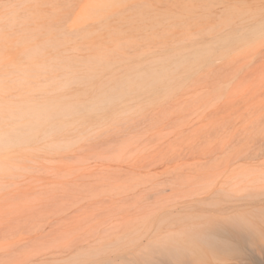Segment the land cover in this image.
Here are the masks:
<instances>
[{
  "label": "rangeland",
  "instance_id": "374dc122",
  "mask_svg": "<svg viewBox=\"0 0 264 264\" xmlns=\"http://www.w3.org/2000/svg\"><path fill=\"white\" fill-rule=\"evenodd\" d=\"M144 1L5 0L15 7L0 19V60L42 44L53 74L72 68L68 100L86 102L111 75L264 19V0H212L204 10L212 17L251 12L210 34L201 31L211 23L203 0H193L186 22L148 28ZM152 1L165 10L179 0ZM190 67L128 94L122 107L72 118L60 147L18 154L0 170V264L156 262L166 211L221 217L264 206V33ZM255 241L248 254L234 240L244 256L221 264H264V242Z\"/></svg>",
  "mask_w": 264,
  "mask_h": 264
},
{
  "label": "bare ground",
  "instance_id": "6f19581e",
  "mask_svg": "<svg viewBox=\"0 0 264 264\" xmlns=\"http://www.w3.org/2000/svg\"><path fill=\"white\" fill-rule=\"evenodd\" d=\"M159 1L160 0H157V2ZM192 1L193 0H179L178 5H176L175 8H168V9L163 10L157 5L158 3L155 4L154 1L152 0H145L144 3L142 4V7H143V14H142L143 19L142 20L145 21V25L148 28L150 27L157 28L161 26V28L163 29H169V28L175 27L176 25L181 24L182 22L183 23L186 22L185 19L187 17L185 18L184 13L191 11L193 8L197 6L194 4L190 5ZM212 3H213L212 0H203V4L201 5L203 6L202 17L206 19L208 22H211L210 25L203 27L201 31L204 30V31L209 32L210 34L213 33L220 26L232 25L235 20L234 19L235 17L241 18V15L243 17L244 14L251 12L250 10H247L248 12L246 13L243 12L244 14H242V11H239L238 9L232 10V8H228L225 15L218 14L216 17H212V12L207 11L206 13H204V10L211 9ZM260 7L261 6L259 5L254 6V8L249 6L252 12L261 10L262 7L261 8ZM263 33H264V19L254 23L249 28L243 25L241 28H239L238 32L228 31L226 35L224 36H221V35L218 36V34L215 33L214 35L217 36L216 39H212L210 41H206L204 43H201V44L198 43V45H194V47L189 53L178 52L173 55L171 54L165 55L163 59L161 60V62L156 60L155 63L151 66L150 65L141 66V67L138 66L134 69L133 72H131L132 70L128 72H124L120 78H117L111 75L108 78V80H106V82L102 84L101 92L98 93L97 96H93L94 93L96 92H94L93 95L91 94L93 97H91L89 101L83 102V101L67 100V104L70 107V118L67 121V127H69L70 124H73L70 121L72 118L73 119L78 118V117L81 118L82 115L86 113L95 112L99 109L107 110L110 108H115L116 106H119V105L122 107L123 104H125L126 98H128L127 96L128 94L140 92V90L146 86H153L154 84L156 83L159 84V82H162V81L165 82V80L173 77L176 74V70H178L179 68H187L186 70H188L189 67L195 63H198V62L200 64L208 63L210 61V58L215 53H219L220 51L224 52L228 48L233 47L235 44H245L251 39H256L260 37ZM90 34H92V32ZM117 34H119V32ZM37 45L38 44H36V46L32 48L36 52V54L38 56L46 54L44 53V51L46 50L45 46L44 45L42 46V44L41 46H37ZM55 58L56 57L54 56V59ZM101 61H103V59H98L97 61H90V63L99 64L101 63ZM102 63L104 65H108V63H105V62H102ZM104 68H108V66ZM170 83H171L170 81L169 83L167 82V84H170ZM165 87L168 88V86H165ZM155 88H158V86L154 87L153 89ZM146 90H149V89H146ZM130 97L131 96H129V98ZM128 106L130 109L131 105H128ZM127 107H125V110L127 109ZM131 109H133V105ZM125 110H122V112L124 113ZM119 113L121 114V112ZM100 118L102 119V117ZM121 119L122 118H120L119 120ZM94 122L95 120L89 123L91 124ZM112 122H114V119ZM85 123L87 124V122ZM67 127L65 131L68 130ZM78 132L79 131H77V133ZM92 132H95V131H92ZM76 136L78 137V135ZM1 171L3 172L4 170H1ZM247 204L254 205V203H246V204L242 203L241 205L243 206ZM168 214H169V211L168 213L166 211V214H164L165 216L159 222L160 236L158 240L157 261L156 262L147 261V262H141V263L134 262L130 264H221L223 262L227 263L229 262L228 261L229 259L235 258L236 257L235 255L237 253L240 257V255L244 252V251H241V249H239L238 243L236 244L234 240L238 239L239 242H243L245 244L250 245L252 249H250V247L248 246L249 247L248 254H252V253L255 254V251L257 250L255 248L256 247L255 238L260 239L262 243L264 242V206L262 207L255 206L254 212L252 214H249L247 212H240V213L227 215V216H221V217H201V216L192 215V214H188V215L180 214L177 217H171V216H168ZM246 253L247 251H245V254ZM256 257L257 255L253 258H256ZM250 258L253 259L252 257H248V259Z\"/></svg>",
  "mask_w": 264,
  "mask_h": 264
},
{
  "label": "clouds",
  "instance_id": "9594fccd",
  "mask_svg": "<svg viewBox=\"0 0 264 264\" xmlns=\"http://www.w3.org/2000/svg\"><path fill=\"white\" fill-rule=\"evenodd\" d=\"M14 5L0 0V19ZM71 70L53 74L49 63L32 48L17 59L0 60V170L33 149L61 146L70 118L67 92L75 83Z\"/></svg>",
  "mask_w": 264,
  "mask_h": 264
}]
</instances>
